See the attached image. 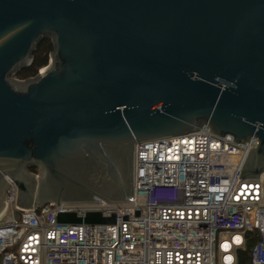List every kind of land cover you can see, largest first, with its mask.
Masks as SVG:
<instances>
[{
  "label": "water",
  "instance_id": "water-1",
  "mask_svg": "<svg viewBox=\"0 0 264 264\" xmlns=\"http://www.w3.org/2000/svg\"><path fill=\"white\" fill-rule=\"evenodd\" d=\"M48 36L47 66L11 81ZM202 125L235 143L255 137L240 178L258 181L264 0H0V211L7 180L23 209L132 202L136 144Z\"/></svg>",
  "mask_w": 264,
  "mask_h": 264
},
{
  "label": "built area",
  "instance_id": "built-area-1",
  "mask_svg": "<svg viewBox=\"0 0 264 264\" xmlns=\"http://www.w3.org/2000/svg\"><path fill=\"white\" fill-rule=\"evenodd\" d=\"M209 130L202 125L136 144L132 202L23 209L7 180L0 264H240L250 241L249 264H264V174L258 181L240 178L258 140L244 145ZM88 213L115 222H58L62 214Z\"/></svg>",
  "mask_w": 264,
  "mask_h": 264
},
{
  "label": "trees",
  "instance_id": "trees-1",
  "mask_svg": "<svg viewBox=\"0 0 264 264\" xmlns=\"http://www.w3.org/2000/svg\"><path fill=\"white\" fill-rule=\"evenodd\" d=\"M53 52V43L48 38H43L36 46L32 53L31 64L20 69L14 76L19 80H26L35 77L39 70L45 68L48 64L50 54ZM35 173V169H32ZM253 242L247 243L246 251L240 252L239 263L249 264L248 252L252 247Z\"/></svg>",
  "mask_w": 264,
  "mask_h": 264
},
{
  "label": "rangeland",
  "instance_id": "rangeland-1",
  "mask_svg": "<svg viewBox=\"0 0 264 264\" xmlns=\"http://www.w3.org/2000/svg\"><path fill=\"white\" fill-rule=\"evenodd\" d=\"M45 38H48V39H50L51 41H53L52 40V37H50V36H48V37H45ZM48 63H49V59H48ZM40 71V70H39ZM11 81H13V82H16V83H19V82H21V81H24V80H19L18 78H16L14 75H12L11 76ZM34 174H37L36 175V178L34 177V180L37 182L38 181V177H41L42 176V172H41V169L40 168H37V172H35ZM4 197V196H3ZM3 200V199H2ZM7 216H5L3 219H2V221L3 220H5V218H6Z\"/></svg>",
  "mask_w": 264,
  "mask_h": 264
},
{
  "label": "flooded vegetation",
  "instance_id": "flooded-vegetation-1",
  "mask_svg": "<svg viewBox=\"0 0 264 264\" xmlns=\"http://www.w3.org/2000/svg\"><path fill=\"white\" fill-rule=\"evenodd\" d=\"M32 169H35V172H37V168L36 167H29L26 172L28 173V175L33 176L34 172L32 171Z\"/></svg>",
  "mask_w": 264,
  "mask_h": 264
}]
</instances>
